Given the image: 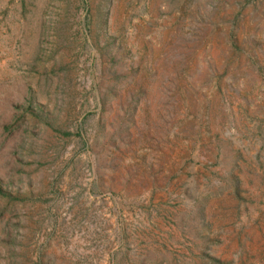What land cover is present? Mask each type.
<instances>
[{
  "label": "rangeland",
  "instance_id": "rangeland-1",
  "mask_svg": "<svg viewBox=\"0 0 264 264\" xmlns=\"http://www.w3.org/2000/svg\"><path fill=\"white\" fill-rule=\"evenodd\" d=\"M0 264H264V0H0Z\"/></svg>",
  "mask_w": 264,
  "mask_h": 264
}]
</instances>
